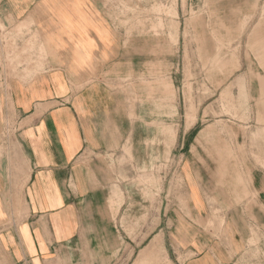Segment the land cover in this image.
Segmentation results:
<instances>
[{
    "label": "crops",
    "instance_id": "crops-1",
    "mask_svg": "<svg viewBox=\"0 0 264 264\" xmlns=\"http://www.w3.org/2000/svg\"><path fill=\"white\" fill-rule=\"evenodd\" d=\"M114 6L0 0V264L85 246L96 263L109 250L113 259L125 248L120 223L151 233V202L139 188L151 170L161 171L153 185L187 198L169 209L164 198L153 216L161 258L235 264L264 233V125L251 114L168 117L172 99L182 111L181 67L152 59L149 38L141 47L119 29ZM259 91L249 84L248 105Z\"/></svg>",
    "mask_w": 264,
    "mask_h": 264
},
{
    "label": "rangeland",
    "instance_id": "rangeland-1",
    "mask_svg": "<svg viewBox=\"0 0 264 264\" xmlns=\"http://www.w3.org/2000/svg\"><path fill=\"white\" fill-rule=\"evenodd\" d=\"M110 2L115 4L119 29L130 38H140L141 47L142 40L146 43L149 38L152 59L166 55L168 64L175 58L181 67L185 95L181 98L182 111L175 107L172 99L168 117L185 111L191 114L208 111L216 119L239 118V115L250 119L251 114L257 115L258 123L264 125V0ZM6 30L0 22L3 38L7 36ZM250 83L260 87V95L252 106L246 103ZM173 142L174 129L168 128V162ZM149 172H143L140 181L151 184L139 188L151 202V233H143L140 223H120L118 240L125 248L113 251V259L109 250L105 251L104 262L96 263L99 258L94 253L97 251L85 246L73 251L70 257L60 253L38 264H170L161 258L160 249L156 248V244L157 247L162 245V239L154 232L158 220L153 216L163 211L164 198L168 209L177 196L183 206L187 205V198L184 194H175L178 187L153 185L156 183L154 173L161 171ZM250 246L255 248L248 249L235 264H264V233L256 234Z\"/></svg>",
    "mask_w": 264,
    "mask_h": 264
}]
</instances>
